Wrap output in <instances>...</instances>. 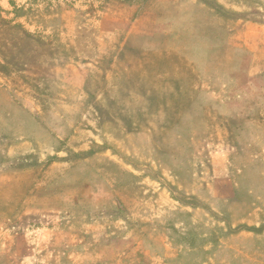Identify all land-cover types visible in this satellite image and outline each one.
Here are the masks:
<instances>
[{
  "label": "rangeland",
  "instance_id": "374dc122",
  "mask_svg": "<svg viewBox=\"0 0 264 264\" xmlns=\"http://www.w3.org/2000/svg\"><path fill=\"white\" fill-rule=\"evenodd\" d=\"M263 28L264 0H0V149L20 181L0 195L88 235L54 264H264V168L210 138L264 87Z\"/></svg>",
  "mask_w": 264,
  "mask_h": 264
},
{
  "label": "crops",
  "instance_id": "0c3cea01",
  "mask_svg": "<svg viewBox=\"0 0 264 264\" xmlns=\"http://www.w3.org/2000/svg\"><path fill=\"white\" fill-rule=\"evenodd\" d=\"M252 57L249 75L264 74V68L253 70L260 55L254 52ZM252 86L250 82L245 84L239 97L232 101L229 124L219 131L222 135L210 134L211 139L220 138L219 144L212 146V156L228 159L229 165H264V87L256 90V86ZM252 91L258 96L253 104L247 101ZM240 104L246 106L247 111L253 108L258 116L248 118ZM241 129L245 136H241ZM14 153L11 147L0 149V191L11 184L8 187L20 185L17 165H9L15 158ZM60 222L61 215L55 209L27 206L21 209L20 205H14L0 195V264H54L61 248L86 242V233L76 234L74 228H62ZM100 242L112 246L110 238Z\"/></svg>",
  "mask_w": 264,
  "mask_h": 264
},
{
  "label": "trees",
  "instance_id": "16d2710c",
  "mask_svg": "<svg viewBox=\"0 0 264 264\" xmlns=\"http://www.w3.org/2000/svg\"><path fill=\"white\" fill-rule=\"evenodd\" d=\"M101 3H107V0H99ZM125 5H129V6H134V5H138L141 4V2L143 0H117ZM259 168L262 170L264 168V165H259ZM137 178V177H135ZM105 232V231H104ZM118 231H115L114 233H116ZM107 234H110L111 232H106ZM113 233V234H114Z\"/></svg>",
  "mask_w": 264,
  "mask_h": 264
}]
</instances>
